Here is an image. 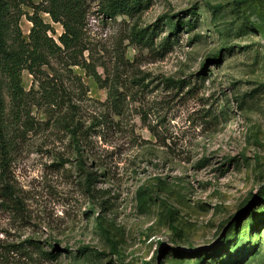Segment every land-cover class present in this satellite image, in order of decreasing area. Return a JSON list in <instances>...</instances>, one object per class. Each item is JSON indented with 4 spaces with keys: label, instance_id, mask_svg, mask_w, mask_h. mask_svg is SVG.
Here are the masks:
<instances>
[{
    "label": "rangeland",
    "instance_id": "obj_1",
    "mask_svg": "<svg viewBox=\"0 0 264 264\" xmlns=\"http://www.w3.org/2000/svg\"><path fill=\"white\" fill-rule=\"evenodd\" d=\"M103 6L77 0L78 46L22 73L33 126L0 180V264H264V0ZM15 13L28 42L32 9ZM164 16L175 35L133 41Z\"/></svg>",
    "mask_w": 264,
    "mask_h": 264
},
{
    "label": "trees",
    "instance_id": "obj_2",
    "mask_svg": "<svg viewBox=\"0 0 264 264\" xmlns=\"http://www.w3.org/2000/svg\"><path fill=\"white\" fill-rule=\"evenodd\" d=\"M41 1L38 7L34 6L31 0H0V180L4 181L19 138L33 126L29 116L32 98L22 87V73L27 71L30 75L33 74L35 68L46 63L47 56L73 51L80 42L81 15L76 12L77 0ZM45 4L46 7H43ZM103 4L104 14L109 18L117 15L132 17L146 9L147 0H103ZM21 6L32 9V15L28 16L32 25L28 42L21 38L18 16L15 13V10L20 11ZM39 12L47 14L53 23L61 26L63 32L57 38L59 45L48 38L47 33L51 29L42 23L38 17ZM164 17V23L158 28L134 31L133 41L152 49L153 38L162 30V26H168L170 35H175L180 22H173L168 16ZM186 25L187 28L190 27L189 23ZM170 44V39L166 38L160 44V50L165 51ZM180 84L181 82H177L176 86L179 88ZM66 129L73 141L78 143L79 130L68 126ZM87 133L85 130L82 135ZM0 197L13 201V194L8 185L2 187ZM259 201H264V196H260ZM110 243L112 246V241ZM41 255L50 260L56 257L52 247L51 251L41 252Z\"/></svg>",
    "mask_w": 264,
    "mask_h": 264
}]
</instances>
